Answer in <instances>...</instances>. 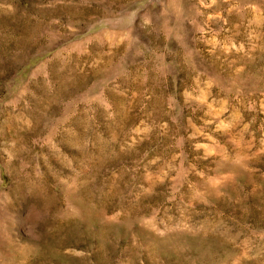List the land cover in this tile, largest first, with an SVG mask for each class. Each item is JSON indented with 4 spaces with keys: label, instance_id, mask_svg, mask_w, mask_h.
Returning a JSON list of instances; mask_svg holds the SVG:
<instances>
[{
    "label": "rangeland",
    "instance_id": "rangeland-1",
    "mask_svg": "<svg viewBox=\"0 0 264 264\" xmlns=\"http://www.w3.org/2000/svg\"><path fill=\"white\" fill-rule=\"evenodd\" d=\"M0 264H264V0H0Z\"/></svg>",
    "mask_w": 264,
    "mask_h": 264
}]
</instances>
